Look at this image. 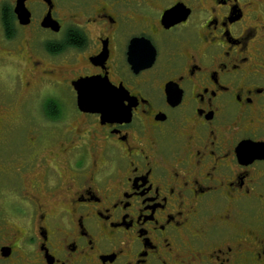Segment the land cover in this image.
I'll use <instances>...</instances> for the list:
<instances>
[{"label": "flooded vegetation", "instance_id": "1", "mask_svg": "<svg viewBox=\"0 0 264 264\" xmlns=\"http://www.w3.org/2000/svg\"><path fill=\"white\" fill-rule=\"evenodd\" d=\"M19 2L0 264H264V0ZM90 81L115 113L81 109Z\"/></svg>", "mask_w": 264, "mask_h": 264}, {"label": "water", "instance_id": "2", "mask_svg": "<svg viewBox=\"0 0 264 264\" xmlns=\"http://www.w3.org/2000/svg\"><path fill=\"white\" fill-rule=\"evenodd\" d=\"M17 7V13L22 23L29 21V13L24 8L23 1L19 0ZM172 13V12H170ZM50 21L51 18H50ZM79 101L81 104L87 103L91 105H80L81 109L87 106L89 111L100 112L103 116L106 114H113L115 110L118 109V105H115L116 98L113 96V92L107 93L103 90H98L95 82L90 81L86 84V88L79 91ZM84 107V108H83Z\"/></svg>", "mask_w": 264, "mask_h": 264}]
</instances>
